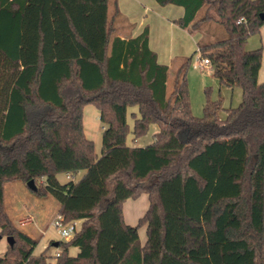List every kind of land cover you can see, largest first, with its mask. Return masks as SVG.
I'll return each mask as SVG.
<instances>
[{"label": "trees", "instance_id": "obj_1", "mask_svg": "<svg viewBox=\"0 0 264 264\" xmlns=\"http://www.w3.org/2000/svg\"><path fill=\"white\" fill-rule=\"evenodd\" d=\"M156 2L183 8L175 23L190 33L212 20L226 30L227 39L199 48L221 85L242 89L225 119L219 102L192 114L189 61L169 90L148 27L118 36V0H0V237L14 239L0 264L48 259L34 255L40 240L5 207L6 185L33 179L43 183L31 191L54 198L64 223L82 221L59 242L58 264H264L263 54L246 49L264 25V0ZM90 104L107 126L100 157L84 129ZM153 124L152 143L128 145ZM143 193L149 208L128 225L124 203Z\"/></svg>", "mask_w": 264, "mask_h": 264}, {"label": "rangeland", "instance_id": "obj_2", "mask_svg": "<svg viewBox=\"0 0 264 264\" xmlns=\"http://www.w3.org/2000/svg\"><path fill=\"white\" fill-rule=\"evenodd\" d=\"M141 7L130 18L123 12L119 16L118 26L121 33L127 34L145 27L150 29L152 47L157 51L160 64L169 66V90L173 85V80L178 69L184 62L189 61L187 68V83L189 88V100L191 112L196 117L204 115V109L210 102H219L223 108L219 116L221 119L227 117V109L236 108L242 102V89L239 87L230 88L221 85L219 80L213 75L210 67L202 65L199 48L207 46L215 41H222L228 38L224 27L217 21H207L202 23L199 29L193 33L185 30L175 23V20L181 17L183 9L179 6L167 5L160 6L156 0H145L140 4ZM162 10L161 15L166 17L165 24L156 25L153 22L151 14L154 13V7ZM147 8L149 16L145 9ZM205 11L199 14L204 15ZM149 17V20H145ZM145 21V24H144ZM246 49L262 50L263 61L259 74V82H264V25L259 33L251 35L246 44ZM139 116L138 108L131 107L128 110L127 122L130 129L133 128L135 117ZM107 126L100 119V112L94 105L84 107V129L86 136L94 142L96 154L98 157L103 151V133ZM159 131V127L153 124L148 134L133 142V136L130 133L127 143L130 146H146L153 142L154 132ZM150 141V142H149ZM82 177L78 174L73 180L77 181ZM58 178L63 184L67 183L65 174H59ZM42 180H35L37 187L42 185ZM5 207L14 222V225L27 232L32 238L38 239L39 244L35 248V253H45L48 257L52 255L51 262L55 261L58 252L62 248L55 247L54 243L66 242L68 240L60 237L58 230L54 226V221L58 216V202L52 197L35 195L28 186V182H11L5 188ZM149 208V199L146 193H143L137 199H129L124 206V217L131 226H137ZM81 228L82 221H76ZM141 243L144 245L147 240V225H141L139 228ZM1 245L8 244L7 237H4ZM47 249L44 251V249ZM62 250V251H61ZM74 251L71 255H76ZM56 264V263H54Z\"/></svg>", "mask_w": 264, "mask_h": 264}, {"label": "crops", "instance_id": "obj_3", "mask_svg": "<svg viewBox=\"0 0 264 264\" xmlns=\"http://www.w3.org/2000/svg\"><path fill=\"white\" fill-rule=\"evenodd\" d=\"M143 1H145V0H118V8H119V10H120V12L122 13H124L126 16H128V17H132L133 16V14L139 9V7H141L140 6V4L143 2ZM154 7V6H153ZM164 7V6H163ZM155 9H154V13L153 14H151V17H152V19H153V22L156 24V25H161V24H165V22H166V17L164 16V15H161V13H162V10H160L159 8H156V6L154 7ZM183 9V8H182ZM145 12H146V14H147V16H149V14H148V10H147V8L145 9ZM184 15V9H183V13H181V17ZM180 17V18H181ZM145 20H149V17L147 18V19H145ZM144 24H145V21H144ZM142 28L143 27H141L139 30H136V31H134V32H130V33H127V34H123V33H121V31H120V28H119V26H118V36L119 37H121V38H123V39H129V38H134V37H136V36H138L139 34H141L142 33ZM149 31H150V29H149ZM150 47H151V49L153 50V51H155L156 53H157V51L155 50V49H153V47H152V40H151V37H150ZM158 55V54H157ZM213 72V71H212ZM156 132H158V131H156ZM156 132H154V134L156 133ZM150 142V141H149ZM84 173L85 172H82V176L84 175ZM66 175V174H65ZM81 178V177H80ZM59 179V178H58ZM66 179L68 180V181H70L71 179L68 177V175H66ZM60 181V180H59ZM62 183V182H61ZM128 201V200H127ZM126 201V202H127ZM125 202V203H126ZM125 203H124V206H125ZM123 212H124V210H123ZM125 216V215H124ZM124 219H125V217H124ZM125 222H126V220H125ZM127 223V222H126ZM128 224V223H127ZM129 225V224H128ZM3 239H4V237H0V240H2L1 242H3ZM54 245H55V243H54ZM8 246H9V243L8 244H6L5 246L4 245H1L0 244V258H2L5 254H6V252H7V250H8ZM55 247H58V246H56L55 245ZM47 249V247L44 249V251ZM62 251V250H61ZM76 252L75 254H77L78 253V249L77 248H72V249H70V254H73V252ZM58 252V254L60 253V251H57ZM40 254H42V252L40 253ZM40 254H36L35 253V251H34V255H40ZM47 255H48V259H47V261H46V263L45 264H54V263H56V264H58V259L56 258L55 259V261H53V262H51V258L53 257L52 255H49L48 253H47Z\"/></svg>", "mask_w": 264, "mask_h": 264}, {"label": "built area", "instance_id": "obj_4", "mask_svg": "<svg viewBox=\"0 0 264 264\" xmlns=\"http://www.w3.org/2000/svg\"><path fill=\"white\" fill-rule=\"evenodd\" d=\"M243 20L240 19L239 23ZM201 62H202V65L203 66H206V67H210L211 68V71H213V67L211 65V62L208 60V59H200ZM70 179H72L70 176H68ZM54 226L55 228L58 230V233L60 235L61 238L63 239H66V240H71L75 234L77 233V231L79 230V226H78V223L75 221L73 223H70V224H66L64 223V219L62 216H57V218L55 219L54 221ZM60 256V253L57 255V257Z\"/></svg>", "mask_w": 264, "mask_h": 264}, {"label": "water", "instance_id": "obj_5", "mask_svg": "<svg viewBox=\"0 0 264 264\" xmlns=\"http://www.w3.org/2000/svg\"><path fill=\"white\" fill-rule=\"evenodd\" d=\"M261 18H262V20H264V14L261 15ZM28 186H29V188H30L31 190H33V191H36L37 188H38V187L36 186V184H35V180H34V179H33V180H30V181L28 182ZM7 240H8V243H9L10 246H13V245H14V239H13L12 237H8ZM55 245H56V246H59V243H55Z\"/></svg>", "mask_w": 264, "mask_h": 264}]
</instances>
